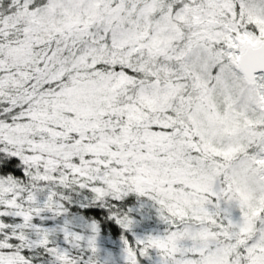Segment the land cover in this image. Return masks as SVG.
I'll list each match as a JSON object with an SVG mask.
<instances>
[{
  "label": "snow or ice",
  "instance_id": "6c2138e0",
  "mask_svg": "<svg viewBox=\"0 0 264 264\" xmlns=\"http://www.w3.org/2000/svg\"><path fill=\"white\" fill-rule=\"evenodd\" d=\"M0 264H264V0H0Z\"/></svg>",
  "mask_w": 264,
  "mask_h": 264
}]
</instances>
